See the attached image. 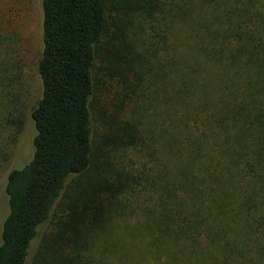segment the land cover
Segmentation results:
<instances>
[{"label": "trees", "instance_id": "16d2710c", "mask_svg": "<svg viewBox=\"0 0 264 264\" xmlns=\"http://www.w3.org/2000/svg\"><path fill=\"white\" fill-rule=\"evenodd\" d=\"M41 8L34 106L0 32V264H264V0Z\"/></svg>", "mask_w": 264, "mask_h": 264}, {"label": "rangeland", "instance_id": "374dc122", "mask_svg": "<svg viewBox=\"0 0 264 264\" xmlns=\"http://www.w3.org/2000/svg\"><path fill=\"white\" fill-rule=\"evenodd\" d=\"M0 32L10 40L13 55L20 60L22 79L30 94L31 106H34L41 97V83L37 74V63L42 52L41 0H0ZM2 46L6 45L2 43ZM26 118L15 157L0 174V246L2 224L8 212L4 191L7 175L13 170H21L33 154L35 132L28 114Z\"/></svg>", "mask_w": 264, "mask_h": 264}]
</instances>
